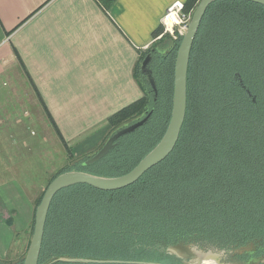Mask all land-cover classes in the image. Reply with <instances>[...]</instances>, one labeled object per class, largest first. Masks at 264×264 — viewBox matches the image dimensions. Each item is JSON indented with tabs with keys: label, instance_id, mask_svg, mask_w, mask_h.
<instances>
[{
	"label": "trees",
	"instance_id": "obj_1",
	"mask_svg": "<svg viewBox=\"0 0 264 264\" xmlns=\"http://www.w3.org/2000/svg\"><path fill=\"white\" fill-rule=\"evenodd\" d=\"M199 2L187 0L185 11L194 12ZM162 33L161 27L155 39ZM170 42H156L140 56L134 75L144 96L109 124L148 121L96 163L86 165L93 155L71 154L73 163L49 185L72 171L125 176L160 143L171 120L182 38ZM147 57L155 88L141 69ZM33 229L34 222L31 235ZM180 244L226 253L254 244L256 252L241 261L264 258V7L255 3L220 0L209 7L191 54L186 120L174 152L126 189L77 185L61 191L49 212L39 264H181L168 253ZM0 264H24V257Z\"/></svg>",
	"mask_w": 264,
	"mask_h": 264
},
{
	"label": "crops",
	"instance_id": "obj_2",
	"mask_svg": "<svg viewBox=\"0 0 264 264\" xmlns=\"http://www.w3.org/2000/svg\"><path fill=\"white\" fill-rule=\"evenodd\" d=\"M186 1L0 0V82L25 70L70 150L84 149L71 150L81 158L103 144L114 115L143 98L135 67L169 7ZM35 212L21 182L0 181L1 260L21 258Z\"/></svg>",
	"mask_w": 264,
	"mask_h": 264
},
{
	"label": "water",
	"instance_id": "obj_3",
	"mask_svg": "<svg viewBox=\"0 0 264 264\" xmlns=\"http://www.w3.org/2000/svg\"><path fill=\"white\" fill-rule=\"evenodd\" d=\"M218 1L220 0H200L192 15L188 30L182 39L175 62L174 95L171 120L160 143L139 163L135 169L122 177L104 178L77 171L64 173L56 177L48 186L40 204L36 208L33 235L27 255L24 258V264H39L49 212L55 197L61 191L77 185H87L103 192H115L126 189L137 183L150 170L166 161L174 152L180 140L186 120L187 82L192 50L209 7ZM244 1L255 3L264 7V0ZM149 62L150 57H147L143 61L141 69L143 73L146 74L148 81L155 88L152 73L147 69ZM148 117L137 121L133 125L123 126L116 131L108 138L102 148L89 158L86 165H91L103 159L110 153V151L114 148L115 143L121 137L131 134L142 127L148 121ZM257 248L258 247L254 244H251L247 247H242L226 253L225 251L199 249L196 246L180 244L178 246H171L168 253L179 260L181 264H263L264 258L258 260L250 259L247 262L235 259V257L239 256L253 255ZM229 258H233L234 261L232 259H230L232 261H229ZM60 261L84 264L105 263L102 261L82 259H60Z\"/></svg>",
	"mask_w": 264,
	"mask_h": 264
},
{
	"label": "rangeland",
	"instance_id": "obj_4",
	"mask_svg": "<svg viewBox=\"0 0 264 264\" xmlns=\"http://www.w3.org/2000/svg\"><path fill=\"white\" fill-rule=\"evenodd\" d=\"M163 37L157 38L156 45L165 42L170 45V39L172 42L175 40L169 34H163ZM0 127V181L2 184L13 179L21 182L26 191L36 197L37 207L52 177L73 163V157L84 149L81 145H74L71 149L74 155L62 144L34 88L20 68L0 82ZM120 128L110 125L109 135L112 136ZM103 145L85 156L98 152ZM31 239L30 233L28 243L18 251V257H26ZM13 248L8 259H14Z\"/></svg>",
	"mask_w": 264,
	"mask_h": 264
},
{
	"label": "built area",
	"instance_id": "obj_5",
	"mask_svg": "<svg viewBox=\"0 0 264 264\" xmlns=\"http://www.w3.org/2000/svg\"><path fill=\"white\" fill-rule=\"evenodd\" d=\"M193 12L185 11L183 2H176L169 7L167 14L162 20L163 34H169L175 40L183 38L188 30ZM163 34L160 37H163Z\"/></svg>",
	"mask_w": 264,
	"mask_h": 264
},
{
	"label": "flooded vegetation",
	"instance_id": "obj_6",
	"mask_svg": "<svg viewBox=\"0 0 264 264\" xmlns=\"http://www.w3.org/2000/svg\"><path fill=\"white\" fill-rule=\"evenodd\" d=\"M235 259L241 261L240 257H235Z\"/></svg>",
	"mask_w": 264,
	"mask_h": 264
}]
</instances>
